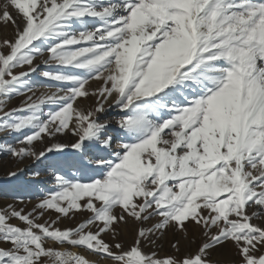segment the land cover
Masks as SVG:
<instances>
[{"label": "snow or ice", "instance_id": "snow-or-ice-1", "mask_svg": "<svg viewBox=\"0 0 264 264\" xmlns=\"http://www.w3.org/2000/svg\"><path fill=\"white\" fill-rule=\"evenodd\" d=\"M0 26V264H264V0H3Z\"/></svg>", "mask_w": 264, "mask_h": 264}, {"label": "rangeland", "instance_id": "rangeland-1", "mask_svg": "<svg viewBox=\"0 0 264 264\" xmlns=\"http://www.w3.org/2000/svg\"><path fill=\"white\" fill-rule=\"evenodd\" d=\"M3 0H0V3H2ZM0 35H8L9 37L12 35V29L11 27H8L7 29L3 28V26H0ZM39 94V93H37ZM20 101L13 100L8 107H17L19 106ZM5 138L0 137V141H3ZM9 142H11V138H8ZM20 167L24 168L23 173H21L24 180H28L30 178L31 170L35 167L31 164V162L26 161L25 165H21ZM10 171H17V165L12 161V159L7 156V154L0 153V205H4L6 203L11 202V196L13 194L12 187L9 184L8 180V172ZM41 179L45 181L46 183L39 186V188H47L50 187V183H47L50 180V177L47 175H42ZM16 194L19 196H22L26 200L28 198L32 199V203L28 205L29 208L32 207L33 204L36 203L35 196L39 194V189L34 188H23V189H17ZM134 233L131 231V229L125 231L124 239L126 242H131L132 237ZM194 247V246H193ZM164 250L171 251L170 249V243L168 240L164 241ZM229 254L225 253L224 256L221 257L222 260L228 259Z\"/></svg>", "mask_w": 264, "mask_h": 264}]
</instances>
